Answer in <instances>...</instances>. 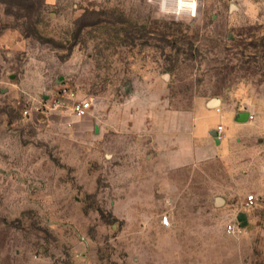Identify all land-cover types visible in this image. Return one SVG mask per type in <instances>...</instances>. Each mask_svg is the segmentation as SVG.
<instances>
[{
  "label": "rangeland",
  "instance_id": "1",
  "mask_svg": "<svg viewBox=\"0 0 264 264\" xmlns=\"http://www.w3.org/2000/svg\"><path fill=\"white\" fill-rule=\"evenodd\" d=\"M212 98L238 166L147 159L151 105ZM0 264H264V0H0Z\"/></svg>",
  "mask_w": 264,
  "mask_h": 264
},
{
  "label": "crops",
  "instance_id": "2",
  "mask_svg": "<svg viewBox=\"0 0 264 264\" xmlns=\"http://www.w3.org/2000/svg\"><path fill=\"white\" fill-rule=\"evenodd\" d=\"M208 101L198 102L193 109L151 105L142 122L148 134L144 141L147 159L171 170L216 158L230 161L231 169L238 166L236 162L251 151L240 145L250 129L249 118L238 120L243 111L225 106L220 100L216 106H209ZM218 125L223 129L216 139L211 133Z\"/></svg>",
  "mask_w": 264,
  "mask_h": 264
},
{
  "label": "built area",
  "instance_id": "3",
  "mask_svg": "<svg viewBox=\"0 0 264 264\" xmlns=\"http://www.w3.org/2000/svg\"><path fill=\"white\" fill-rule=\"evenodd\" d=\"M63 93L65 95H68V92L66 90V88L62 89ZM93 105V101L89 98H81V99H77L74 100L71 103V111L73 112L74 115L80 117V116H84L88 110L92 107ZM248 118L251 119L252 118V114L250 112H248ZM222 125H218L216 128V137L219 138L221 137V132H222ZM256 200V196L254 194H248L245 197V204L246 206H251ZM160 221L163 225H169L170 223V219L166 214H163L160 218ZM227 230L231 231L234 230V225H228L227 226Z\"/></svg>",
  "mask_w": 264,
  "mask_h": 264
},
{
  "label": "water",
  "instance_id": "4",
  "mask_svg": "<svg viewBox=\"0 0 264 264\" xmlns=\"http://www.w3.org/2000/svg\"><path fill=\"white\" fill-rule=\"evenodd\" d=\"M218 99L217 98H212L208 101V105L209 106H216L218 104ZM238 120H246L248 118V112L247 111H243V112H240L239 115H238ZM211 134H213V136L218 139L216 137V131H213ZM242 215V214H241Z\"/></svg>",
  "mask_w": 264,
  "mask_h": 264
},
{
  "label": "flooded vegetation",
  "instance_id": "5",
  "mask_svg": "<svg viewBox=\"0 0 264 264\" xmlns=\"http://www.w3.org/2000/svg\"><path fill=\"white\" fill-rule=\"evenodd\" d=\"M243 218H244V216H242V215L239 216V219H242L243 220Z\"/></svg>",
  "mask_w": 264,
  "mask_h": 264
},
{
  "label": "bare ground",
  "instance_id": "6",
  "mask_svg": "<svg viewBox=\"0 0 264 264\" xmlns=\"http://www.w3.org/2000/svg\"><path fill=\"white\" fill-rule=\"evenodd\" d=\"M216 202H218V200H216Z\"/></svg>",
  "mask_w": 264,
  "mask_h": 264
}]
</instances>
